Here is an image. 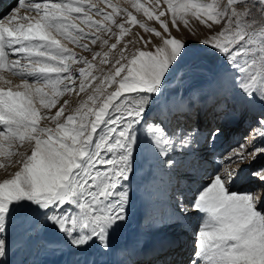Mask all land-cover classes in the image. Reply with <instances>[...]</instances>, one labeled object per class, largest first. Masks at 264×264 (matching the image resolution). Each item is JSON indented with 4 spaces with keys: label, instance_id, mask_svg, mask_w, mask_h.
<instances>
[{
    "label": "snow or ice",
    "instance_id": "6c2138e0",
    "mask_svg": "<svg viewBox=\"0 0 264 264\" xmlns=\"http://www.w3.org/2000/svg\"><path fill=\"white\" fill-rule=\"evenodd\" d=\"M103 2L111 12L93 0H18L19 7L0 18V157L8 161L0 162V169L18 166L0 181V264H13L9 235L17 222L29 238L41 228L56 232L78 255L111 253V238L129 220L128 186L138 155L145 153L171 177L177 156L191 152L201 138L214 144L223 134L220 127L205 133L173 127L174 113L157 105L167 76L189 55L172 29L187 28L190 19L208 29L200 42L221 70L211 86L217 95H230L252 110L256 127L225 157L227 163L208 174V183L189 203L176 197L174 215L179 222L193 211L198 214L191 264H264V200L255 192L234 190L241 166L264 155V147L254 143L257 136L264 138V0H163L166 9L161 0L151 9L140 0H126L158 28L111 0ZM121 14L118 23L114 17ZM137 24L150 35L132 33L135 39L118 49ZM98 42L100 51L89 46ZM68 44L91 54V60ZM97 58L108 67L94 74ZM5 71L20 79L15 90ZM88 88L78 107L66 114L64 100L57 108L64 94ZM251 176L264 184V167Z\"/></svg>",
    "mask_w": 264,
    "mask_h": 264
},
{
    "label": "bare ground",
    "instance_id": "6f19581e",
    "mask_svg": "<svg viewBox=\"0 0 264 264\" xmlns=\"http://www.w3.org/2000/svg\"><path fill=\"white\" fill-rule=\"evenodd\" d=\"M12 1L0 0V4H5L6 2L11 4ZM4 8L5 6L0 8V11ZM19 14L24 15V10L20 9ZM93 19L99 20L94 17ZM189 24L192 27L201 29L205 34L208 32V29L204 25H200L198 21L191 20ZM181 27L185 29L184 32L182 30L185 33L183 36H186V40L190 42V34L188 35L187 29L183 24ZM84 30L85 32L87 31L85 28ZM141 33L139 31V34ZM183 36L179 35L177 38L184 41ZM68 47L76 53V49L72 48L73 46L68 44ZM95 48H100L99 42ZM187 51L189 52L188 48ZM94 64L97 65L96 61H94ZM100 68L102 67L99 66L98 70ZM96 74H99V71ZM7 78L12 81L14 90L15 85L21 82L19 78L12 77L10 73ZM195 87L190 88L191 91H189V96L186 100L183 96L171 95L164 101V105L174 113L172 126L174 127L175 124H179L180 128L186 130L198 127L202 131L201 133H205L208 129L214 128L212 126H214L213 124H215V120L218 118L220 122L215 127H220L223 130V134L217 138L214 144H206L203 138H201L199 147L207 149L209 145L215 148L211 155L217 157L218 154H222L223 161L225 160L224 162H227L225 157L229 153L225 154V152L230 146L232 148V145L235 144V137L237 138L240 135L242 140H240V144H242L246 143V140L242 139L244 136L246 139L253 134L256 121H254L253 127L251 126L252 128H249V123L254 119V116L256 120V114L236 98L232 97L230 100L223 98L220 100L211 85L206 86L205 84V86H201V89H196ZM74 96L75 93L71 99ZM229 107H231L232 111L225 113L223 109H229ZM206 111L210 115L208 121H205L208 118L207 116L205 119L203 118ZM192 114L195 115V118L191 117L187 119V116ZM152 115L156 117L157 114L152 113ZM200 121H202V124H200ZM259 138L257 136V139L254 141L256 145L259 143ZM192 152L193 150L177 156V160L179 161L178 167H181V169L178 168L171 177L162 175L157 168L151 167L150 164H154V162L150 157L146 158V154L142 152L143 163L140 168L136 169L131 183L128 186L130 192V205L128 208L129 220L127 226L111 238V253L104 255L96 250H90L85 255H78L75 254L73 249L64 245V242L60 240L56 232L44 231L41 228L38 234H33L29 238L25 234L24 228L17 222L11 229L9 235V242L12 245L14 253L12 257L13 264H83L84 261H88L89 264H93V262L94 264H185L190 255V251L185 248L183 244L184 239L179 241L175 239L166 244L165 241H159L156 238L163 237L166 239V237L176 235V231L179 229L184 230V232H181L183 233L182 235L186 236L187 234L190 238V235L197 228L198 214L196 215V213L191 212L189 218L181 219L179 222H177L174 215L177 196H183L185 203H189L191 200V197L186 195V189L181 191L177 190L179 192L177 195L174 193V186H177L175 184L180 185L183 182V179H180V177L186 175L187 172L188 176L193 177V184H197V182H207L208 174L213 172L212 170L207 171L206 176H204L205 169L210 166V158L205 160V158H199L197 154H192ZM206 155H208L207 152ZM200 160L205 161L203 164L205 167H202ZM145 161H147V164L144 163ZM0 162L8 163L3 157H0ZM248 164L241 166L243 169L241 175L246 174L250 170ZM232 167H235V165H232ZM17 168L18 166H10L6 170L0 169V180L7 177L8 174L14 173ZM177 171L184 173L177 176ZM202 173L204 174L200 176ZM199 177L201 178L199 179ZM244 181H239L236 190L244 191L249 187L252 189L257 185V189H255V193L257 194L256 198L258 200H264V194H262L264 193V184L258 179L254 181L250 180L248 184H245ZM153 192L156 193V196ZM153 210L157 214L159 213V215L153 217L151 215ZM162 213L164 214L163 218L160 217ZM148 220L150 221L149 225H146ZM33 222L36 223V221ZM169 227L171 230H167ZM150 228H153L156 232H151L149 230ZM180 241L182 242L180 243Z\"/></svg>",
    "mask_w": 264,
    "mask_h": 264
},
{
    "label": "rangeland",
    "instance_id": "374dc122",
    "mask_svg": "<svg viewBox=\"0 0 264 264\" xmlns=\"http://www.w3.org/2000/svg\"><path fill=\"white\" fill-rule=\"evenodd\" d=\"M40 2H43V1L40 0ZM53 2H55V0H53ZM93 2L97 3L98 7L103 8L105 10V12H108V11L111 12L112 11V9L110 7H107L105 5L103 0H93ZM140 2L142 4H144L145 7H149L150 9L152 8V5L154 4V0H140ZM111 3L118 4L121 8H127L129 11L133 12V14L137 17L138 21L144 20V21H146L149 24V26L157 27V28L159 27V24H158L157 21H155V20L147 21V18L143 16V12L142 11L140 13L135 12V10L132 9L128 3H126V0H111ZM4 6H5V8L0 11V18H6L9 14H11L13 12V10H15L16 8L19 7V3H18V0H13L11 4H9L8 2H6L5 4H3V3L0 4V8H2ZM160 7L165 8V9L167 8V5L163 4V0H161ZM170 16H171L170 13H166V17L169 19V21H170ZM93 17L97 18L99 20H102V18L99 17V16H93ZM114 18L119 23L123 19V14L117 15ZM161 19H165V17H162ZM190 21H191V19H190ZM181 25L182 24H180V27H181ZM81 27H84L87 30L86 32L89 31L87 27H85L83 25H81ZM112 27H113L114 31H118V29H116L115 25H112ZM181 28L179 29L180 31H177L176 29H172V35L175 36V37H179V35L183 36L185 34V33H183L185 31V29H183V28L181 29ZM186 29H187L188 35L190 34L191 41L190 42L187 41L186 40V36H183L184 37V41L183 42L185 43L186 47L189 50V52H188L189 55H187L184 58V61L181 62L178 65V67L176 68V70L178 71V75L176 77L175 82L172 83V84L165 85L164 97L161 99V101L157 102V105H164V101L167 100L169 98V96H171V95L183 96L185 100L188 99L189 91H191L190 88H193V87L196 86L195 87L196 89H201L203 87V85L205 86V84H206V86H210L211 82L213 81L215 76L218 73H220V71H221L219 66L217 65V63L211 58L210 53L207 51L208 46L204 45V44H202L200 42L206 36H208L209 33L207 32L205 34V33H203L201 31V29H199L197 27H192V26H190V24H189V26ZM182 30H183V32H182ZM139 31L142 32L141 35H144V36H149L150 35L148 33H144L143 29H140L138 24L135 25V26H131L130 33L128 35H126L124 37V39L121 41V44L117 46L118 49L127 40L135 39V37L132 36V33H139ZM108 35H110V34H108ZM103 38H107V36H103ZM187 38H188V36H187ZM86 42L87 41H82V43H86ZM113 42H115V37L114 36L112 37V39H110L109 44H111ZM69 45L73 46L72 47L73 49H76L75 50V52H76L75 54L76 55H78V56H87L88 59L91 60V54L83 52L80 48L76 47L75 45H72V44H69ZM89 46L92 47L95 51H100L101 50L100 48H98V49L95 48L96 45L93 46V45L90 44ZM137 47H139V44L137 45ZM129 49L130 50L132 49V45H129ZM105 50H107V49H105ZM127 54L130 55V52L127 53ZM99 59L100 58H97V60H96L97 68L94 70V74H96L99 71L98 70L99 66H101L102 68H105V67L107 68L108 67V66L100 65L99 64ZM110 59H111V57H110ZM72 67L74 69L78 70L80 67H82V65H73ZM3 75L5 77H9V73L6 72V71L3 73ZM77 75H78V72H77ZM77 87H78V81H77ZM90 91H91V88H88V89H86V91L84 93H80L79 95H77L75 92L64 94L63 96H61L59 98L58 104H57V108L60 107L61 104H63L64 100H68L69 103L66 106V114H67L73 108L78 107L79 103L82 102L83 99H86L87 93L90 92ZM109 91H111V89H109ZM74 93H75V96H74L73 99H71ZM218 96H219L218 98L220 100L223 99V98L224 99H228V100L232 99V96H230V95H218ZM36 106L39 108V103L38 102H37ZM40 111L44 112L46 110L41 108ZM55 111H56L55 108L52 109L53 113ZM223 111H225V113H229L232 110H231V107H229V109H223ZM152 113H155V115L158 113V109H157L156 105H154L152 107L151 115H152ZM235 115H237V114H235ZM152 116L154 117V115H152ZM206 116L208 117L207 119H205ZM191 117L195 118V115H193V114L192 115H188L187 119H190ZM209 117H210L209 112L206 111V114H204L203 118L205 119V121H208ZM223 118H224V116H223ZM215 121H216L215 124H213L214 126H212L214 128H215V126H217V123L219 124L220 120L218 118H216ZM254 121H256L255 120V116H254V119L249 123V128L251 126L253 127ZM200 124H202V121H200ZM175 126H176V124L174 125V127ZM187 128H189V127H187ZM200 132H202V131H200ZM239 136L240 135H238L237 138L235 137V140H234L235 144L232 145V148L230 146L226 150L225 154L226 153H231L235 148H237L240 145L241 136L240 137ZM242 139L246 140L245 136ZM259 140H258L259 143L257 144V146L258 147H264V138H259ZM200 143L198 145H194L193 146L192 154H197V156H199V158H205V160L210 158V166H209V168L205 169V171H204L205 175L204 176H206L207 171H211L212 170L214 172L218 167H222L225 163H227V162H224L225 160L223 161V155L222 154H218L217 157H213V155H211L212 151L214 152L215 148H212V147H210L208 145L207 149L206 148L203 149V148L199 147ZM201 150H203V151H201ZM206 152L208 153V155H206ZM221 159H222V161H221ZM142 163H143V157H142V153H141V154L138 155L137 160H136V165H135L136 169L140 168ZM144 163L147 164V161H145ZM200 163L202 164V167H205V166H203L205 161H201L200 160ZM248 165H249L248 167L250 168V170L248 172H246V174H242L241 175V180H245L244 181L245 184H248V182L250 180L254 181L256 179V178L251 176V172L255 171L258 168L264 167V155H261L259 159H257L254 162L249 163ZM150 166L151 167L153 166V168H156L155 164H150ZM178 168L181 169V167H178ZM178 168H177V170H178ZM183 173L177 171V176L180 175V174H183ZM12 174H13V172L8 174L7 177H10ZM203 174L204 173L200 174V176H202ZM7 177H5V178H7ZM200 178L201 177H199V179ZM3 179H1L0 181H2ZM180 179H183V182L180 185L179 184H175V185H177V186H174L175 195L179 194V192L177 190L181 191V190H185L186 189L187 190L186 195L190 196L191 199L193 197V193L196 192V190L198 188H200L201 184L208 183V181H207V182H200V183L197 182V184H195V183L193 184V182H192L193 177L190 176V175L188 176L187 172H186V175H183V177H180ZM255 189H257V185H255L254 188H252V189H251V187H249V188H247V190H244V191L255 192ZM234 190H236V189H234ZM244 191H241V192H244ZM153 193H155V192H153ZM155 196H156V193H155ZM134 197H136V195H134ZM193 212L196 213L195 211H193ZM151 215L154 217L156 215H159V213L157 214V212L155 210H153L151 212ZM196 215H197V213H196ZM160 217L163 218L164 214L163 213L160 214ZM149 222L150 221L148 220L146 225H149ZM198 223H199V221H197L196 224L198 225ZM149 230L151 232H156V231H154L153 228H150ZM167 230H171V228L169 227ZM181 232H184V230L179 229L178 231H176V233H177L176 235H173V236H170V237H166V239L163 238V237L162 238H156V239L159 240V241H165L166 244L170 243V241H174L175 239L178 240V241L181 240V239H184V241H183L184 243L183 244L185 245V248L190 251V255L188 256L187 261H186L185 264H187V263L191 264V261L194 258L195 252H196V243H195L196 237H195L194 233L191 234L190 238H189L187 236V234H186V236H184V235H182L183 233H181ZM181 242L182 241H180V243Z\"/></svg>",
    "mask_w": 264,
    "mask_h": 264
},
{
    "label": "water",
    "instance_id": "95a60500",
    "mask_svg": "<svg viewBox=\"0 0 264 264\" xmlns=\"http://www.w3.org/2000/svg\"><path fill=\"white\" fill-rule=\"evenodd\" d=\"M177 75H178V71L176 70V71L172 72L169 76H167V78H166L167 79V84L174 83L175 80H176Z\"/></svg>",
    "mask_w": 264,
    "mask_h": 264
}]
</instances>
